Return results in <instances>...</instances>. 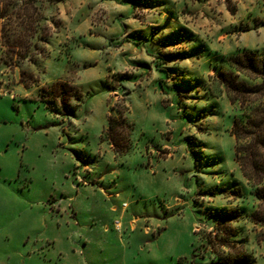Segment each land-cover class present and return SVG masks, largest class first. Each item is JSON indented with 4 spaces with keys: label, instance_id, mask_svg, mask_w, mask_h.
I'll list each match as a JSON object with an SVG mask.
<instances>
[{
    "label": "rangeland",
    "instance_id": "374dc122",
    "mask_svg": "<svg viewBox=\"0 0 264 264\" xmlns=\"http://www.w3.org/2000/svg\"><path fill=\"white\" fill-rule=\"evenodd\" d=\"M241 49L264 52V0H5L0 264H264L208 91Z\"/></svg>",
    "mask_w": 264,
    "mask_h": 264
},
{
    "label": "trees",
    "instance_id": "16d2710c",
    "mask_svg": "<svg viewBox=\"0 0 264 264\" xmlns=\"http://www.w3.org/2000/svg\"><path fill=\"white\" fill-rule=\"evenodd\" d=\"M5 0H0V6ZM223 70L211 77V82L220 89V94L209 89L212 97L224 95L230 106L236 109L233 117L231 136L234 138V159L245 178L251 194L258 204L250 213L249 220L263 228L264 242V52L238 50L237 53L220 56ZM166 77L165 71H160ZM162 89V82L159 83ZM116 121L107 118L105 135L109 137L114 130ZM237 211L228 210L216 219L220 221L236 219ZM229 238L237 235L229 230ZM230 240H224L222 246H228ZM228 248V247H227ZM217 264H254L250 255L242 252L235 258H224Z\"/></svg>",
    "mask_w": 264,
    "mask_h": 264
}]
</instances>
